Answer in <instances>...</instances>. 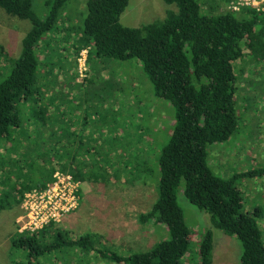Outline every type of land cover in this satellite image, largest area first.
Wrapping results in <instances>:
<instances>
[{
  "label": "trees",
  "instance_id": "trees-1",
  "mask_svg": "<svg viewBox=\"0 0 264 264\" xmlns=\"http://www.w3.org/2000/svg\"><path fill=\"white\" fill-rule=\"evenodd\" d=\"M68 1H47L48 12L40 16L35 0H0L7 14L31 24L20 56L8 69L0 68V213L21 209L25 194L45 189L57 171L82 184L99 185L112 180L132 184L126 170L134 175L139 171L136 165L127 169L132 161L126 166L117 161L115 139L103 136L108 131L99 125L103 120L113 124L114 115L95 110V78L80 82L77 74L69 75L64 89L48 80L56 31L71 19ZM164 1L172 8L163 19L134 28L121 22L130 0H87L83 25L65 29V38L74 33L70 47L76 67L84 50L88 63L94 56L105 70L108 62L115 68L114 62L137 61L156 96L176 109L170 141L157 162L158 187L151 183L158 197L148 212L138 215L141 225H164L170 238L148 251L121 256L99 248L107 240L96 232L73 238L60 224L34 234H20L17 228L11 244L27 252L28 264H93L98 258L117 264L191 263L192 231L178 201L182 186L187 200L209 214L214 228L238 239L239 264H264V228L258 220L262 210L245 212L237 184L242 177L264 176V168L225 180L209 164V147L229 141L239 130V108L248 101L242 87L254 85L249 93L255 96L262 90L264 76L254 84L245 68L249 74H254L253 66L264 70V12L229 9L222 0ZM3 48L0 61L8 56ZM213 251V232L208 230L199 245L198 264H213Z\"/></svg>",
  "mask_w": 264,
  "mask_h": 264
},
{
  "label": "rangeland",
  "instance_id": "rangeland-1",
  "mask_svg": "<svg viewBox=\"0 0 264 264\" xmlns=\"http://www.w3.org/2000/svg\"><path fill=\"white\" fill-rule=\"evenodd\" d=\"M35 1V10L40 16L44 12L47 14L46 2L52 0ZM171 8L172 6L164 0H130L121 22L124 26L138 28L163 19ZM66 12L70 13L71 19L60 25L59 31H56L58 34H55L56 38L50 47L54 49V67L49 71L48 80L51 84L59 83L64 89L69 86L68 78L75 74L80 82L89 77L95 78L96 86L93 88L97 87L96 92L99 93L98 97L94 98L95 110L101 115L102 112L114 115L113 124L103 120L102 125H99L102 130L108 131L107 134L103 133V136L115 139L112 143L117 150L114 152L118 155L117 161L125 166L128 161H132L127 169L136 165L139 171L134 175L126 170L132 184L122 180H112L102 185L82 184L79 209L68 215L60 227L69 231V236L73 238L96 232L107 240L105 244L100 243L99 248H103V251L113 250L121 256L148 251L154 244L170 238L164 225H141L138 215L148 212L158 197L155 185L151 183L155 182L158 187L160 172L157 162L162 149L170 141L176 109L168 101L156 96L149 76L134 60L114 62L115 68H109L111 63L108 62V69L105 70L97 58L92 56L90 62H87V76L82 78L79 64L77 67L72 65L75 57L73 58L70 46L75 39L74 33L71 38H65V29L83 25L87 16V0H69ZM30 28L28 21L11 16L0 8V45L8 54L5 61H0V68L8 69L10 62L20 56L22 40ZM245 69L246 76L249 75L254 84L264 76V70L255 66L252 67L254 74H249L248 66ZM112 73L115 75H111ZM241 83L249 85L246 82ZM253 86L245 90L242 87L241 92L248 101L245 106L241 105L239 108L240 127L236 135L227 142L209 147L210 167L216 175L225 180L240 173L264 168V83L259 84L262 90L256 96L249 93L254 90ZM100 97L105 98V101L101 102ZM103 106H109V109L106 110ZM99 107L101 109H98ZM147 169L151 171L148 172ZM237 184L244 196L245 212L253 213L260 208L262 215L258 220L264 228V176L242 177L237 180ZM178 201L192 231V245L187 254L192 262L186 261L185 264H198L199 245L203 233L208 230L213 232L214 238L213 264H239L242 247L238 239L214 228L209 214L200 211L184 196L183 186L179 189ZM19 211L20 209H13L0 213V264H28L27 252L14 249L11 244L18 228ZM48 262L41 264H49ZM93 264L117 263L98 258Z\"/></svg>",
  "mask_w": 264,
  "mask_h": 264
},
{
  "label": "built area",
  "instance_id": "built-area-1",
  "mask_svg": "<svg viewBox=\"0 0 264 264\" xmlns=\"http://www.w3.org/2000/svg\"><path fill=\"white\" fill-rule=\"evenodd\" d=\"M229 9L240 10L242 7H253L264 12V0H222ZM88 50L80 54L78 60L82 78L87 76ZM82 200V183L73 176L57 171L53 182L45 189H34L25 194L21 206L22 214L17 219L18 233L34 234L51 226L58 225L68 215L77 211Z\"/></svg>",
  "mask_w": 264,
  "mask_h": 264
},
{
  "label": "crops",
  "instance_id": "crops-1",
  "mask_svg": "<svg viewBox=\"0 0 264 264\" xmlns=\"http://www.w3.org/2000/svg\"><path fill=\"white\" fill-rule=\"evenodd\" d=\"M89 183V182H88ZM84 184H87V183H84ZM21 210V209H20ZM22 211V210H21Z\"/></svg>",
  "mask_w": 264,
  "mask_h": 264
}]
</instances>
